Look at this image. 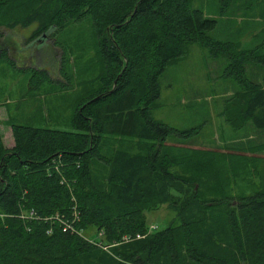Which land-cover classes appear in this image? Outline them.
I'll return each mask as SVG.
<instances>
[{
	"label": "trees",
	"instance_id": "16d2710c",
	"mask_svg": "<svg viewBox=\"0 0 264 264\" xmlns=\"http://www.w3.org/2000/svg\"><path fill=\"white\" fill-rule=\"evenodd\" d=\"M252 2L222 5L240 9L249 26ZM257 4L264 29V0ZM81 21L90 24L99 75L76 103L71 130L10 121L8 148L0 135V264H264V170L245 155L264 151L250 136L264 135L262 42L212 38L216 20L191 0H0V29L33 25L29 39ZM190 44L223 60L218 77L233 88L219 115L250 131L228 174L220 153L164 146L199 127L178 130L151 116L160 74ZM6 53L0 40V61ZM240 161L245 180L257 181L248 195L230 188ZM162 205L178 223L150 229L144 213Z\"/></svg>",
	"mask_w": 264,
	"mask_h": 264
},
{
	"label": "rangeland",
	"instance_id": "374dc122",
	"mask_svg": "<svg viewBox=\"0 0 264 264\" xmlns=\"http://www.w3.org/2000/svg\"><path fill=\"white\" fill-rule=\"evenodd\" d=\"M222 3L223 0H191L194 8L216 20L211 37L238 43L243 48L259 42L264 45V29L255 22L257 0L252 2L250 14L254 19L248 16L253 20L249 26L240 9L232 10L233 5ZM32 28L33 25L0 29V40L6 46L8 58L0 61V135L6 148L12 144L10 121L70 131L76 103L97 86L99 60L88 21L70 23L55 35L47 34L40 41L42 44L37 42L33 46L25 40ZM223 65L221 58H211L205 48L188 45L187 53L168 64L160 74L159 96L151 116L178 130L199 127L196 134L186 139L167 138L164 146L220 153L224 160L222 169L228 174L231 170L228 158L243 154L236 144L242 139L250 141V137H246L250 131L243 134L241 129L233 130L219 115L224 99L231 95L233 88L229 80L218 77ZM28 68L44 72L46 79L41 83L36 78L30 79L31 69ZM250 136L252 141L255 137L256 141H264L260 133L251 132ZM245 155L261 159L259 170H264V151ZM245 169V163L240 161L236 168L237 179L230 184L233 194L248 195L255 190L257 181L254 178L246 181ZM144 214L149 228L160 229L178 223L174 213L163 205ZM94 234L93 227L82 232L86 239Z\"/></svg>",
	"mask_w": 264,
	"mask_h": 264
},
{
	"label": "flooded vegetation",
	"instance_id": "af4514ba",
	"mask_svg": "<svg viewBox=\"0 0 264 264\" xmlns=\"http://www.w3.org/2000/svg\"><path fill=\"white\" fill-rule=\"evenodd\" d=\"M29 34L25 37V40H26L27 44H29V45L31 44L33 46L37 42L40 43V41H42V39H43V38H41V39H29ZM40 44H42V43H40ZM5 48H6V46H5ZM28 69H31V68H28Z\"/></svg>",
	"mask_w": 264,
	"mask_h": 264
},
{
	"label": "built area",
	"instance_id": "2783aa9c",
	"mask_svg": "<svg viewBox=\"0 0 264 264\" xmlns=\"http://www.w3.org/2000/svg\"><path fill=\"white\" fill-rule=\"evenodd\" d=\"M150 229H152V228H150ZM98 235H101V232H100V233H98ZM123 239H125V237H123Z\"/></svg>",
	"mask_w": 264,
	"mask_h": 264
}]
</instances>
